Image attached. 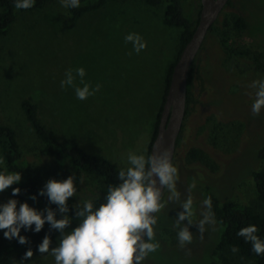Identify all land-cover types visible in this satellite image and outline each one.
<instances>
[{"label":"rangeland","instance_id":"1","mask_svg":"<svg viewBox=\"0 0 264 264\" xmlns=\"http://www.w3.org/2000/svg\"><path fill=\"white\" fill-rule=\"evenodd\" d=\"M181 2L186 15L198 18L200 0ZM165 6L166 0L157 7L143 0H118L70 22L61 0H55L42 10L19 14L9 33L0 36V117L15 131L21 160L26 161L23 180L35 179L43 188L50 179L63 180L75 173L78 192L71 198L73 203L100 196L96 178L69 164L60 174L55 162L41 153L42 145L21 113L25 98L37 104L39 119L59 139L75 138L85 151L105 157L120 169L130 166V151L147 154L163 104L165 75L178 54L180 29L163 24ZM236 18L244 20L243 29L235 27ZM133 32L147 41L139 54L125 43V36ZM221 40L227 41L233 57L229 58ZM80 67L86 71V82L101 85L83 101L76 98L74 88L60 86L68 69ZM262 78L264 0H229L192 64L190 100L173 160L179 169L181 202L196 182L191 192L194 223L205 210L201 187H208L222 204L232 201L264 212L252 179V172L264 169V160L257 156L264 145V109L259 116L252 114L256 90L249 87ZM6 202L0 194V204ZM182 210L178 202H171L157 213L155 232L161 247L143 264H208L211 260L253 264L230 249H217L218 225L215 231L206 225L203 240L198 226H190L193 242L181 248L174 220ZM59 238L60 234L52 239L50 248L58 246ZM22 264L55 262L50 254L36 251Z\"/></svg>","mask_w":264,"mask_h":264},{"label":"clouds","instance_id":"2","mask_svg":"<svg viewBox=\"0 0 264 264\" xmlns=\"http://www.w3.org/2000/svg\"><path fill=\"white\" fill-rule=\"evenodd\" d=\"M64 8H79L80 0H61ZM35 6V0H15L16 9H30ZM125 43H131L133 51L139 54L147 48V41L139 33H129L125 36ZM132 53L129 52V55ZM86 71L83 67L68 69L65 78L61 80V88H74L78 100H87L94 96L101 88L100 84L94 87L86 82ZM79 77V85L76 84ZM249 87L255 89V99L251 105L254 116H259L264 109V78L253 80ZM163 135L158 138L150 154H136L129 152V167L117 173L118 184H110L103 202L96 206L93 199H87L82 206L74 204L75 218L78 225L71 231H66L73 223L69 215V198L76 197L77 186L75 173L66 179H50L39 190V196H46L49 204L56 205V210L46 207L37 210L27 202L20 203L16 199H9L0 204V230L4 238L11 241L16 239L19 244L29 243L21 230L39 233L45 223L50 230L60 233L58 246L51 247V236L46 234L37 250L42 255L47 253L54 257L55 264H143L150 254L156 253L161 245L156 239L155 226L158 223L157 213L165 209L169 203L178 202L183 210L178 212L174 220V227L178 229L177 240L181 248L193 242V233L190 226L197 225L200 239L203 240L206 225L213 226L218 221L213 211L211 196L202 201L205 209L197 223L193 222L195 215L194 199L191 195L196 182L193 180L188 187V195L181 202V192L177 188L179 182V169L173 163V151L163 146ZM5 160L0 157V165ZM21 172H9L5 167L0 171V193L21 182ZM82 184V178L80 177ZM167 190V200L164 192ZM19 187L12 188V196H18ZM33 201L36 195L30 197ZM19 204V207L17 205ZM46 213V214H45ZM57 213L61 218L57 219ZM187 220V224L183 222ZM219 223H222L219 222ZM35 226L34 229L32 226ZM260 230L254 224L241 227L236 233L245 243H251V251L257 256H264V239L258 235ZM233 253L239 252V247L231 248ZM186 254H191L188 249ZM30 248L21 261L33 257Z\"/></svg>","mask_w":264,"mask_h":264},{"label":"trees","instance_id":"3","mask_svg":"<svg viewBox=\"0 0 264 264\" xmlns=\"http://www.w3.org/2000/svg\"><path fill=\"white\" fill-rule=\"evenodd\" d=\"M55 0H35V6L24 10L15 8V0H0V36H6L13 24L15 23L19 14L32 13L44 9L50 3ZM118 0H80L79 8H66L68 21L77 22L82 17L89 13H93L104 8L108 3L116 2ZM150 7L159 6L163 0H143ZM229 2V1H228ZM228 4V3H227ZM227 6V5H226ZM199 16L196 19L186 15L183 10V4L181 0H166V6L163 13V24L166 27L180 29L178 37V54L173 63L167 69L165 75V89L163 103L168 90L173 66L175 65L180 52L183 47L190 41L194 29L198 23ZM236 28L243 29L245 22L242 18H236L234 21ZM213 31V26L209 29V32ZM221 45L228 53L229 58L233 57V50L229 49L227 41L221 40ZM256 69L261 70L260 65L255 66ZM192 66L189 72L187 80V99H186V111L190 100V83H191ZM163 106V104H162ZM160 108V112L162 110ZM20 109L23 117L32 133L42 145L41 153L46 157L51 158L55 164L59 173H63L66 165L85 175L86 177H93L98 180L100 188L98 189L100 196L96 197L94 203L99 206L103 202L106 196L107 188L110 184H118L117 173L121 170L110 160L103 156L88 153L78 143L75 138L66 137L59 139L56 132L45 125L38 117V106L30 98H25L20 103ZM160 112L157 115L155 127L151 141L148 146V152L155 138L157 126L159 123ZM182 129V128H181ZM181 132V131H180ZM179 136L176 141V146ZM0 153L4 158L5 164L0 165V171H3L6 167L9 172H21L23 177V166L25 160H21L20 145L17 141L15 131L7 124L4 118L0 117ZM257 156L264 160V145L259 149ZM126 169V168H125ZM252 179L254 188L257 194V199L261 205L264 206V169L260 171L252 172ZM19 187L21 192L18 196H12V188ZM42 189L39 182L35 179H21V182L14 184L9 189L5 190L1 195L5 196L7 201L9 199H16L20 203L27 202L29 206L36 208L37 210H43L46 207H51L56 210V205L49 204L46 196H39L38 192ZM204 199L211 196L213 202V211L215 218L218 221V240L217 249L225 251L233 246L239 247L238 256L243 259L251 261L253 264H264V256H257L251 251V243H245L242 237H238L236 233L241 227H246L249 224H254L260 230L258 235L261 239H264V212L257 210L253 206L227 201L221 203L218 197L211 192L208 187H201ZM32 195H36L37 199L33 201L30 199ZM73 200L69 198V215L73 217V223L77 224L78 220L75 218V209L72 207ZM19 205V204H18ZM17 205V206H18ZM77 206H82L78 204ZM46 214V213H45ZM61 218L57 213V219ZM222 223H219L221 222ZM34 229V225L32 226ZM21 235L28 238L29 243L21 245L16 239L9 241L4 238V235H0V264H22L21 261L26 251L30 248L35 253L38 245L42 242L46 234L51 236V239L56 238L60 233L57 230H50V225L45 223L44 228L39 232L21 230ZM208 264H227L226 262H218L215 260L209 261Z\"/></svg>","mask_w":264,"mask_h":264},{"label":"water","instance_id":"4","mask_svg":"<svg viewBox=\"0 0 264 264\" xmlns=\"http://www.w3.org/2000/svg\"><path fill=\"white\" fill-rule=\"evenodd\" d=\"M229 0H200L201 11L198 23L190 41L183 47L173 66L168 90L159 116L155 138L150 147L152 152L158 138L163 135V146L176 150V141L180 134L186 111L187 80L191 66L197 56L205 37L216 22L219 14Z\"/></svg>","mask_w":264,"mask_h":264}]
</instances>
